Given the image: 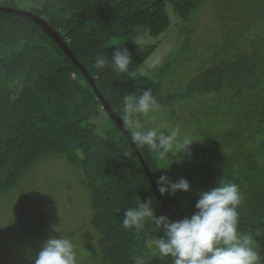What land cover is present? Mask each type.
Instances as JSON below:
<instances>
[{
	"label": "trees",
	"instance_id": "obj_1",
	"mask_svg": "<svg viewBox=\"0 0 264 264\" xmlns=\"http://www.w3.org/2000/svg\"><path fill=\"white\" fill-rule=\"evenodd\" d=\"M17 1L26 2L27 8L11 5ZM212 2L0 0V6L44 19L122 119L125 95L148 89L154 95L173 67L198 62L190 78L177 71V91L172 92L177 108L190 112V119L182 121L198 136L197 146L190 147V155L170 154L164 160L146 146L140 149L155 181L162 174L189 181L190 192L163 196L179 220L196 211L199 192L221 180L238 184L239 231L252 235L264 256V0H218L221 11L207 23L206 8ZM174 19L183 34L177 59L159 74L139 73ZM141 26L150 30L148 40L158 42L135 45ZM196 35L199 40L192 44ZM207 46L206 54L202 49ZM116 47L131 53L127 73L93 67L98 55L111 61ZM200 97L204 101H197ZM193 100L202 106L186 104ZM170 109L174 118L176 110ZM59 155L81 171L89 191L101 264H135L137 258L144 264H172L171 257L146 247L150 236L162 235L150 223L139 230L121 226L124 210L149 198L158 216L174 220L125 133L60 43L31 18L0 11V195L17 188L42 159ZM77 260L90 264L85 256L77 255Z\"/></svg>",
	"mask_w": 264,
	"mask_h": 264
},
{
	"label": "clouds",
	"instance_id": "obj_2",
	"mask_svg": "<svg viewBox=\"0 0 264 264\" xmlns=\"http://www.w3.org/2000/svg\"><path fill=\"white\" fill-rule=\"evenodd\" d=\"M137 32L135 45L144 43L150 30L141 26ZM131 63L128 49L116 47L111 61L108 55H98L93 67L104 70L110 66L115 73H127ZM123 105L125 127L133 126L140 115L154 119L151 114L160 107L151 89L139 95H125ZM129 140L136 148L146 146L161 160L170 154H178V158L181 153L190 155V146L194 143L189 137L181 136L179 127L163 123L135 128L130 131ZM156 184L162 196L192 190L187 179L172 181L165 174L159 176ZM240 203L239 185L221 180L217 187L198 193L196 211L190 217L174 221L167 215L158 216L153 199L149 198L124 210L121 226L139 230L150 223L153 231L162 235L150 236L145 241L146 247L162 258L171 257L172 264H261L264 256L257 250V241L252 235L239 231ZM256 235H260L259 230ZM33 264H78L74 244L63 236H53L43 243ZM135 264H144V261L137 258Z\"/></svg>",
	"mask_w": 264,
	"mask_h": 264
},
{
	"label": "rangeland",
	"instance_id": "obj_3",
	"mask_svg": "<svg viewBox=\"0 0 264 264\" xmlns=\"http://www.w3.org/2000/svg\"><path fill=\"white\" fill-rule=\"evenodd\" d=\"M216 1L218 0H213L206 8L204 21L207 23L215 19L221 11L220 4H216ZM11 5L22 10L28 6L24 1H17ZM200 28L201 26L198 27ZM180 35L183 34L177 28V21L174 19L170 30L158 39L160 44L157 50L140 67L139 73L149 76L159 74L164 66L177 59V50L181 48L183 42L179 39ZM197 39L199 40V36H194L192 44ZM158 41L146 39L144 44ZM188 50L190 54L195 52ZM207 50L208 46L202 49L205 53ZM197 64L173 67L168 81L160 85L154 94L160 105L157 111L151 114L154 119L137 118L135 124L131 126L132 130L163 123L169 127H179L181 136H187L194 142L190 147L197 146L198 136L190 127L185 129L189 124L182 121L186 118L190 119L188 117L190 112L177 108L178 101L172 99V92L177 91V71L190 78L196 73ZM200 100L204 101V98L200 97L197 101ZM193 102L194 100L186 104L194 105L195 109L202 106ZM208 102L210 103L209 99ZM171 106L176 110L174 118L171 114ZM202 110L203 113L207 111L205 107ZM199 115L204 117L206 114ZM177 118L181 120L178 122ZM92 216L90 195L83 183L81 171L71 165L65 155L44 158L25 176L17 188L0 195V261L6 264H33L34 256L46 240L53 236L57 238L63 236L72 241L79 257L85 256L90 264H101L98 261L99 233L91 225ZM71 233L74 235L71 236Z\"/></svg>",
	"mask_w": 264,
	"mask_h": 264
},
{
	"label": "water",
	"instance_id": "obj_4",
	"mask_svg": "<svg viewBox=\"0 0 264 264\" xmlns=\"http://www.w3.org/2000/svg\"><path fill=\"white\" fill-rule=\"evenodd\" d=\"M0 11H4V12H9V13H17V14H22L25 15L29 18H31L32 20L36 21L45 31H47L58 43H60V45H62V47L65 49V51L69 54V56L72 58V60L74 61V63L77 65V67L80 69V71L85 75V77L88 79V81L91 83V85L93 86L95 92L98 94V96L100 97L104 108L106 109V111L109 113V115L111 116V118L119 125V127L122 129V131L125 133V135L127 136L128 140H129V135H130V130L128 127L124 126V120L119 117L114 110L111 108V106L109 105V103L105 100L104 96L102 95V93L99 91V89L97 88L96 84H95V80L89 75L88 71L83 67V65L77 60V58L74 56V54L69 50V48L62 43V41L60 40L59 36L51 29V27L48 25V23L30 13V12H23L17 9H13V8H8V7H3L0 6ZM130 141V140H129ZM131 143V141H130ZM132 145V143H131ZM133 150L135 151L136 155L138 156L140 162L142 163L157 195L159 196L162 204L164 205V207L172 214L173 218L175 221L179 220V216L178 213L175 212L170 206L169 203L165 201V199L163 198V196L160 194V192L158 191L157 188V184L156 181L150 171V168L148 166V164L145 161V158L143 157L142 151L139 148H136L135 145H132Z\"/></svg>",
	"mask_w": 264,
	"mask_h": 264
}]
</instances>
